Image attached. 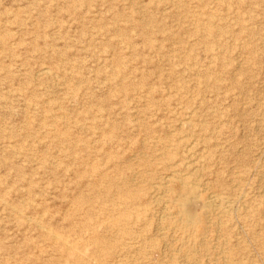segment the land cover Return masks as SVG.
<instances>
[{
  "label": "rangeland",
  "instance_id": "374dc122",
  "mask_svg": "<svg viewBox=\"0 0 264 264\" xmlns=\"http://www.w3.org/2000/svg\"><path fill=\"white\" fill-rule=\"evenodd\" d=\"M0 264H264V0H0Z\"/></svg>",
  "mask_w": 264,
  "mask_h": 264
},
{
  "label": "bare ground",
  "instance_id": "6f19581e",
  "mask_svg": "<svg viewBox=\"0 0 264 264\" xmlns=\"http://www.w3.org/2000/svg\"><path fill=\"white\" fill-rule=\"evenodd\" d=\"M187 175V174H186ZM170 176V175H169ZM183 177V176H182ZM162 180H164V179H162ZM166 180V179H165ZM164 185V184H163ZM203 189H205V188H203ZM206 201V200H205ZM212 202V201H211ZM186 205V207H187V204H185ZM183 206V205H182ZM210 204H207L206 206H205V208H206V210L208 211V210H210ZM184 207V206H183ZM215 207V206H214ZM214 207H212V208H214ZM189 210V209H188ZM187 214H190V213H187ZM166 215H167V213H166ZM217 215V214H216ZM167 217V216H166ZM191 217V216H190ZM189 217V218H190ZM193 217V216H192ZM190 221V220H189ZM188 221V222H189ZM220 223V222H219ZM188 224H190V223H188ZM47 232V231H46ZM184 256H185V254H184ZM171 260V259H170Z\"/></svg>",
  "mask_w": 264,
  "mask_h": 264
}]
</instances>
